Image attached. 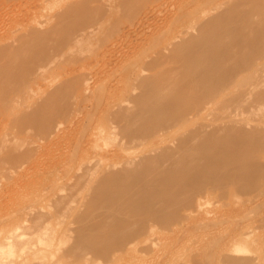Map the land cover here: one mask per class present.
Listing matches in <instances>:
<instances>
[{
	"label": "bare ground",
	"instance_id": "6f19581e",
	"mask_svg": "<svg viewBox=\"0 0 264 264\" xmlns=\"http://www.w3.org/2000/svg\"><path fill=\"white\" fill-rule=\"evenodd\" d=\"M127 1L63 0L42 19L27 14L0 44V187L2 172L32 171L16 184L28 192L18 209L25 236L5 234L0 248L38 253L54 236L44 219L66 209L74 259L153 253L151 264H264V0H159L164 12L133 0L136 12L130 0L134 13ZM117 8L130 24L120 27ZM48 72L56 75L42 84ZM64 131L78 145L67 152ZM20 134L33 140L16 141ZM43 148L51 153L42 151V171L34 162ZM43 198L52 212L40 209ZM83 202L95 211L80 214ZM155 222L177 228L175 238L152 242ZM27 261L0 264H44Z\"/></svg>",
	"mask_w": 264,
	"mask_h": 264
},
{
	"label": "rangeland",
	"instance_id": "374dc122",
	"mask_svg": "<svg viewBox=\"0 0 264 264\" xmlns=\"http://www.w3.org/2000/svg\"><path fill=\"white\" fill-rule=\"evenodd\" d=\"M1 1V0H0ZM8 1H10L9 3H8ZM7 1V3H6V0H2L1 2H3V4H1L0 3V17H2V18H4V19H1V21L3 22H1L0 23V37H2L3 36V38L4 39H1L0 38V44H2V43H6V42H8V41H10L11 39H12V37L13 36H15L16 34H18L20 31H21V29L28 23V21H27V14H29L30 15V17H28L29 19V21H31L32 19H42V18H44L45 16V14H47V13H54L56 10H58V9H60L61 8V5L63 4V0H49V1H46V2H44L43 4H44V7L43 8H40L39 7V4H41V0H39V2H35L36 0H26V2H25V0H20V2H19V0H12V2H11V0H8ZM28 1V2H27ZM130 1V0H129ZM129 1H127L126 2V4L127 5H129V3L131 4L132 3V1L133 0H131V2H129ZM142 1V0H141ZM149 0H147V2H146V0L145 1H143L144 2V4H146L148 7H152V5L154 6V5H156V7H158V8H162L161 10H162V12H164L163 10L166 8V7H172L171 6V4L173 5V3H171V2H173L172 0H167L169 3H167V1L165 0H163L165 3H167L166 5H164V3H162V6L164 5V6H166L165 8L164 7H160V1L159 0H153L152 2L151 1H149ZM179 1V0H178ZM129 2V3H128ZM134 2H136V0L134 1ZM138 2V1H137ZM136 2V3H137ZM156 2V3H155ZM158 2V3H157ZM28 3V4H27ZM46 3V4H45ZM48 3V4H47ZM133 4L132 3V5L133 6H137V4ZM175 3H177V0H175ZM174 3V4H175ZM6 6H5V5ZM11 6H10V5ZM16 4V5H15ZM18 4V5H17ZM33 4H35L34 6H33ZM125 4V5H126ZM139 4H142V2H139ZM143 4V5H144ZM158 4V5H157ZM168 4H170V5H168ZM2 5V6H1ZM3 5L5 6V7H12L13 8V10H12V8H11V10L9 11V13L10 12H12L13 13V11H14V13H13V15H14V17H12L11 15H12V13H10V18H9V16L7 17V15H9V13L8 14H6L7 12H8V8H5L4 7V10L6 9L7 10V12L5 13V11L3 10V8H1V7H3ZM32 5V6H31ZM56 5H57V7H56ZM127 5H126V7H127ZM146 5H144V6H142L141 8L142 9H145V8H147V6ZM28 6V7H27ZM132 6V8L130 7V5H129V8H131L130 10L132 11H129V10H127V15H128V13H134V10L135 9H137L136 10V12H138V6L133 10V7ZM126 7H124L125 9H127ZM23 9V10H21V11H23V12H21L20 11V13H19V10L20 9ZM25 8V9H24ZM27 8H29V9H27ZM123 8V7H122ZM128 8V9H129ZM164 8V9H163ZM1 9H2V11H1ZM121 9V8H120ZM120 9H116V11L114 12L115 13V17L116 18H118V20H119V23H120V25H122V26H120V27H123L124 25H128V24H130V22L134 19V18H131L132 17V15L130 16V17H127L126 15H125V12H123L124 10L123 9H121V10H123V11H121L120 12ZM168 9V8H167ZM25 10V11H24ZM37 10H39V12H37ZM117 10H119V14H116V13H118V11ZM141 10V9H140ZM139 10V11H140ZM16 11V12H15ZM126 11V10H125ZM142 11V10H141ZM4 12V13H3ZM19 13V15L21 16V15H23V16H21V18H17V14ZM123 12V13H122ZM135 12V13H136ZM15 13H16V16H15ZM22 13V14H21ZM26 13V15H24ZM2 14V15H1ZM32 14V15H31ZM134 15V14H133ZM164 15H165V13H164ZM12 18H13V20L15 19V21H12ZM17 18V19H16ZM23 18L25 19L26 18V21L24 22V20H23ZM128 18H129V20H128ZM7 19V20H6ZM20 19H22L21 21L22 22H20L19 20ZM10 20V21H9ZM16 20L17 21H19V23L18 22H16ZM116 20V24H117V19H115ZM128 20V21H127ZM5 21H6V23H5ZM8 21V22H7ZM10 22V23H9ZM24 22V23H23ZM118 23V24H119ZM2 24V25H1ZM3 24H4V26H3ZM8 24V25H7ZM9 24H11V25H9ZM12 24H14V25H12ZM118 24H117V26H118ZM7 26H9V28H6ZM10 26H13V27H11V29H10ZM116 26V27H117ZM4 27V28H3ZM17 27V28H16ZM3 31H2V30ZM9 29V30H8ZM114 29H115V27H114ZM7 30V32H8V34H7V32H5V31ZM4 34L6 35L7 34V36H4ZM11 37V38H10ZM50 74V75H49ZM56 75V72H48L46 75H45V77L47 78V80H45L44 81V79H46L45 77H41V79H40V82L42 83V84H45V82L46 83H48V81L49 80H52L53 78H54V76ZM52 79H51V78ZM48 78H50V79H48ZM50 83V82H49ZM41 84V85H42ZM34 87V86H33ZM1 127H2V129L0 130V132H3V131H5V128H6V124L5 123H3L2 125H1ZM78 130V129H77ZM82 130V129H81ZM70 132L71 131H69V134H70ZM74 132H75V130H74ZM73 132V130H72V133H74ZM80 132H84L83 130L82 131H80ZM79 132V133H80ZM61 133H63V132H61ZM60 133V134H61ZM64 133H65V131H64ZM71 133V134H72ZM78 134V131L77 132H75L74 134ZM60 134H59V136H60ZM65 134H67L66 136L64 135V134H61V137L60 138H57V139H61L60 140V142H59V140H58V143H59V148L61 149L64 145H65V147H63V149L64 148H67V150L68 149H70L71 147H69V146H72L73 144H74V142L75 141H77V144L79 143V142H81L82 143V140H83V138L82 137H80V141L79 140H77L76 139V137H78V136H80V134H76L75 135V138H73V136L74 135H72V136H70L69 134H68V132L67 133H65ZM84 134V138H85V133H83ZM82 134V135H83ZM62 135L63 136H65L64 137V140H65V142L67 141V139H69L68 141L69 142H66L65 144H64V140H62L63 139V137H62ZM74 140V139H76L74 142H73V140L70 142V138H68L69 136ZM23 136V134H20V137L18 136L17 138H19V140H16L15 138H14V140H16V141H23V140H25V138H27V140H28V138L30 139L29 141H31V140H33V135H25L24 134V136H25V138H24V136ZM29 136V137H28ZM68 136V137H67ZM22 137V138H21ZM21 138V139H20ZM66 138V139H65ZM79 138V137H78ZM23 139V140H22ZM56 139V140H57ZM57 142V141H56ZM73 142V143H72ZM62 143L64 144V145H62ZM57 144V143H56ZM70 144H72V145H70ZM76 144V143H75ZM74 144V145H75ZM75 145V146H78V145ZM80 144V143H79ZM55 145V144H54ZM57 147H58V144L56 145ZM56 146H54L53 147V145H52V147L53 148H56V150L58 149ZM66 146H68V147H66ZM52 147H51V152H55L56 150L55 149H52ZM74 147V146H73ZM72 147V148H73ZM44 149H46L45 150V152L47 151V153L49 152V153H51L49 150H47V148H43V149H41V150H39V151H37L36 152V154H38L37 156H36V158H38L39 156H42L41 157V160L40 159H38V162H39V160L41 161V162H39V163H36V159H35V157H34V159L36 160L35 162H34V164H38V166L40 165V169L43 171V170H45L46 169V165L45 164H43V163H45V161H46V163H48V160H49V154H43V153H45L43 150ZM60 149L58 150V151H60ZM62 150V149H61ZM67 150L65 151V149H64V151L65 152H67ZM42 151H43V153H42ZM58 151H56L58 154H59V152ZM65 152H63L62 151V153L64 154ZM42 153V154H41ZM60 153H61V151H60ZM61 153V154H62ZM40 154V155H39ZM56 154V153H55ZM54 153H52V156L53 155H55ZM58 154H56V156L58 155ZM66 154V153H65ZM35 155V154H34ZM44 155H45V157L48 155V159L46 158V160L44 159L45 157H44ZM43 158V159H42ZM42 160H44V162H42ZM44 167V168H43ZM2 171V169H0V172ZM23 172V171H22ZM22 172H19L20 174L22 173ZM32 172V171H31ZM31 172L29 173V172H26L27 174H28V177H29V174H31ZM4 173H7V174H5L4 175ZM2 172L1 173V175L3 174V179H2V177H1V179H2V183H4V185H2L1 187H0V189H2L1 191H0V202H2V203H0V242L3 240V236L6 234V235H9L10 234V232H14L16 235H15V238H23L24 236H25V229H26V225H27V221L25 220V218L23 217V216H20L21 214V212H23L21 209H20V207L21 208H23V205H24V208H25V202L27 203V201H26V199H27V197H28V192H26L27 190L23 187L22 188V186H18V185H21L20 184V182L22 181V180H20V182L19 181H17V180H19V179H21V178H23V177H27V174L25 175V172H23L22 174H21V176L23 175V177H16L15 176V174H16V172L15 173H8V172ZM12 175V177L14 178V177H16V180H15V178L14 179H12L11 178V175ZM19 174V175H20ZM17 175H18V172H17ZM8 176V177H7ZM10 176V177H9ZM8 179H7V178ZM27 177V178H28ZM24 178V179H25ZM10 179L11 180H15V181H17L16 183H14V184H12L14 181H10ZM9 182L10 183V188L11 189H13L12 191H11V189H10V191L7 193V192H4V191H6V188H7V184H6V187H5V190H3L4 188V186H5V182ZM19 182V184L18 185H16L17 183ZM13 185V186H12ZM8 186V187H9ZM14 186L16 187V186H18V187H16L15 189H14ZM16 192V193H15ZM80 192H81V190H80ZM79 192V193H80ZM83 193L85 192L84 191V189H83V191H82ZM2 193V194H1ZM10 193V194H9ZM78 193V195H83L82 193H80L79 194ZM4 194V195H3ZM5 194H7V195H5ZM10 195V196H9ZM78 195H76L75 197H74V200L72 201L73 203H71L72 204V206L74 205V206H76L77 205V203H79V200H80V196L78 197ZM4 201H6V202H4ZM10 202H12V204L10 203ZM40 204H41V207H40V209L42 208V209H44V211L46 212L45 214H47V212L49 211V212H52L53 210H54V207H52V204H51V201H49L47 198H43V200L42 201H40ZM47 204H49V205H47ZM70 204V205H71ZM2 205V206H1ZM11 205V206H10ZM49 206H50V208H49ZM71 206V207H72ZM5 207V208H4ZM17 207H19V208H17ZM53 208V210H52V208ZM79 210H81V212H80V214L83 212V213H85V214H88V213H90V212H92V210H94V208H93V204L92 203H90V202H83L82 204H80L79 205ZM17 208V209H16ZM18 209H20L21 210V212H19L20 210H18ZM41 209V210H42ZM51 209V210H50ZM68 209H70V208H68ZM209 209H211V210H216L217 209V207H215L214 205H210L209 206ZM17 212H15V211ZM65 211H66V209H64ZM63 210V211H64ZM43 211V212H44ZM65 211H64V213H63V216L61 215L62 213H60L59 215H61L60 217H57L56 219H54V217L52 218L51 216H47V217H50L51 219H53V220H51L50 218H47L46 217V221H45V219H44V222L47 224L48 223V227H49V224H50V228H48L47 226V228L45 227V231H47L48 232V230H51L52 231V229H54L52 232L54 233V236H48V237H44V238H42L41 239V241L43 242V243H45V244H42V245H38V246H43L44 245V247L42 248V250L41 251H39L38 253H36V254H33V255H30L31 254V251H30V249H27V251L25 252V253H23V254H20L19 256H18V254H13V255H10V254H6V253H4V252H6V248H0V254H2L3 253V255H0L1 257V259L0 260H3V257H4V260H9V258L10 259H16L17 261H27L28 263H36V261H37V263L39 262V261H41L42 260V262L45 264H126L127 262V264H151V262L153 261L152 259V257H154V254L153 253H145L142 257L140 256V255H136V254H133V253H129V255H126V254H123V255H120L118 258H116V259H114L113 261H105V258H102V257H100L99 255H93V254H86V255H88V256H86L85 255V257H83V258H78V259H74L73 257H71V256H67V254L65 253V248L69 245V243L71 242V240H72V238L70 237V235H69V237L71 238H69L68 237V234H69V232H68V228H71V226H74V225H76V222L75 221H73V219H74V217L72 216V217H69L70 215H72L73 213H72V211H69L68 213H70L69 214V216H68V213L66 212L65 213ZM95 211V210H94ZM12 212H15V213H12ZM10 213V214H9ZM16 214V215H15ZM20 214V215H19ZM7 215V216H6ZM58 215V216H59ZM66 215V216H65ZM6 218V219H3L4 217ZM65 216V217H64ZM68 219H67V218ZM72 218V219H71ZM63 219V220H62ZM55 220V221H54ZM75 220V219H74ZM54 221V222H53ZM61 221H63L62 223H61ZM189 220L188 219H185V220H183V221H181V222H172V223H170L171 225H174V226H176V227H180L181 226V224L182 223H186V222H188ZM42 223V225H41V228H42V226H43V228H44V226L46 225L45 223ZM57 222V223H56ZM154 225H156V230H155V232H154V238L152 239L153 241L152 242H159V243H161L162 241L164 242V241H166V238L167 237H169V238H175V236H176V230H177V228H175V227H168V228H164V224H162V223H159V222H155L154 223ZM169 225V224H168ZM53 227V228H52ZM40 228V229H41ZM52 228V229H51ZM67 228V229H66ZM48 229V230H47ZM67 230V231H66ZM40 232H42V229H41V231ZM50 232V231H49ZM4 233V234H3ZM3 242V241H2ZM93 242H95V241H88V245H90L91 243H93ZM1 246V245H0ZM25 246H29L30 247V245H25ZM3 247V246H2ZM5 247V246H4ZM37 247V246H36ZM4 254H6V255H4ZM8 258V259H6V258ZM137 257H141V258H137ZM70 258V259H69ZM72 258V259H71ZM102 258V259H101ZM129 259H131L130 261H128ZM35 261V262H34ZM187 262H189V260H186ZM126 262V263H125ZM186 262V264H189V263H187Z\"/></svg>",
	"mask_w": 264,
	"mask_h": 264
}]
</instances>
